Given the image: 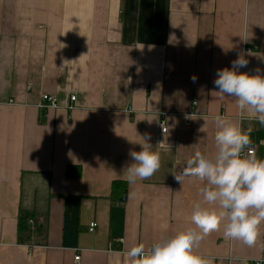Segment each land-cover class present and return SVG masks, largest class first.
<instances>
[{
    "label": "crops",
    "instance_id": "0c3cea01",
    "mask_svg": "<svg viewBox=\"0 0 264 264\" xmlns=\"http://www.w3.org/2000/svg\"><path fill=\"white\" fill-rule=\"evenodd\" d=\"M238 54L239 71L264 75V0H0V264H74L78 253L124 264L132 246L194 228L203 182L173 174L196 151L215 155L214 117L239 121L264 160V127L213 85ZM43 93L60 105L47 118ZM146 143L160 168L129 184L128 153ZM115 181L125 201L112 198ZM21 212L43 228L31 244H18ZM194 251L212 264L264 260V224L252 247L221 228Z\"/></svg>",
    "mask_w": 264,
    "mask_h": 264
},
{
    "label": "clouds",
    "instance_id": "9594fccd",
    "mask_svg": "<svg viewBox=\"0 0 264 264\" xmlns=\"http://www.w3.org/2000/svg\"><path fill=\"white\" fill-rule=\"evenodd\" d=\"M247 64L245 54H238L231 67L216 70L213 85L215 92L234 97L241 112L254 115L264 127V75L239 71ZM191 79L195 82L196 77ZM214 120L215 155L210 157L196 151L185 166L173 174L181 184L191 177L203 182L199 189L202 202L194 205L190 215L195 227L157 241L147 250L143 243L132 246L124 253V264H212L194 249L210 232L221 228L226 239L248 247L255 244L259 227L264 224V160L250 155L252 141L239 121L220 115ZM205 127L206 123L200 131ZM151 147L146 143L141 145L140 151H129L130 162L122 172L129 184L150 178L160 168L159 155L150 151Z\"/></svg>",
    "mask_w": 264,
    "mask_h": 264
},
{
    "label": "trees",
    "instance_id": "16d2710c",
    "mask_svg": "<svg viewBox=\"0 0 264 264\" xmlns=\"http://www.w3.org/2000/svg\"><path fill=\"white\" fill-rule=\"evenodd\" d=\"M81 169L79 167H68L66 175L70 178H77L81 176ZM128 185L126 182L115 181L112 184V198L121 200L126 191ZM33 222L32 224L30 222ZM37 214L34 212H21L19 215L18 225H17V240L18 244H31L33 238L40 235L43 231L42 225L38 222Z\"/></svg>",
    "mask_w": 264,
    "mask_h": 264
},
{
    "label": "built area",
    "instance_id": "2783aa9c",
    "mask_svg": "<svg viewBox=\"0 0 264 264\" xmlns=\"http://www.w3.org/2000/svg\"><path fill=\"white\" fill-rule=\"evenodd\" d=\"M76 102H77V97L75 95L71 96L70 97V100H69V105H67L65 108L69 111H73V110H76L77 107H76ZM10 104H15L13 101H10L9 102ZM197 105V103H194L193 104V108ZM37 108L41 111H45V114L43 115L44 118H47L48 117V111L50 110H57L60 108V105L58 103V100L56 97L54 96H51L49 94H46V93H43L40 97V102L38 103L37 105ZM189 117H191V119L197 117L196 114L194 113H191L190 115H188ZM161 132L163 134H166L167 133V126H166V123L165 122H162L161 123ZM255 154V150L253 149V151L250 153L251 156H254ZM31 224L33 223L32 221L30 222ZM98 228V224L96 222H93L90 224L89 226V232L90 233H93L95 232V230ZM79 252V251H78ZM230 262L233 261V258L231 257L229 259ZM81 262V255L80 253H78L75 257H74V264H80ZM244 264H264V260H245L244 261Z\"/></svg>",
    "mask_w": 264,
    "mask_h": 264
},
{
    "label": "water",
    "instance_id": "95a60500",
    "mask_svg": "<svg viewBox=\"0 0 264 264\" xmlns=\"http://www.w3.org/2000/svg\"><path fill=\"white\" fill-rule=\"evenodd\" d=\"M126 197H124L123 201H125Z\"/></svg>",
    "mask_w": 264,
    "mask_h": 264
}]
</instances>
